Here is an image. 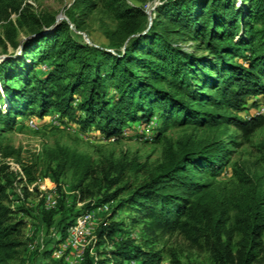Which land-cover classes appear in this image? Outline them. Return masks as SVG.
Masks as SVG:
<instances>
[{
    "label": "trees",
    "instance_id": "1",
    "mask_svg": "<svg viewBox=\"0 0 264 264\" xmlns=\"http://www.w3.org/2000/svg\"><path fill=\"white\" fill-rule=\"evenodd\" d=\"M15 10L0 0V21L9 20ZM118 12V29L107 32L109 39L120 42L118 52L79 42L66 22L37 20V35L43 27L49 33L23 43L20 64V57L0 64V124L11 127L19 117L56 112L83 128L96 126L109 138L119 136L128 124H149L155 117L161 124L158 138L171 124L203 130L229 123L246 135L261 125V117L244 119L238 112L246 110L247 98L264 95V0H170L145 32L146 15L140 8L119 5ZM8 24L14 44L15 25ZM174 37L194 45L187 49ZM43 63L46 68L38 76L35 69ZM227 110L232 113H222ZM164 141L163 161L135 185L125 180L127 167L140 172L144 163L112 158L96 163L62 146L50 152L55 163L51 172L57 182L74 173L86 209L114 204L98 228V237L113 243V257L132 256L142 264L160 259L159 253L120 239L124 222L114 218L129 207L130 219L148 222L150 230L202 237L215 264H264L260 177L234 164L228 183L212 179L230 167L224 141L191 134L177 141L165 135ZM22 167L26 182L32 183L36 165ZM3 172L0 167V264H17L24 221L15 217ZM58 211L43 210L48 227ZM107 260L97 263L109 264ZM172 264L181 262L174 256Z\"/></svg>",
    "mask_w": 264,
    "mask_h": 264
},
{
    "label": "rangeland",
    "instance_id": "2",
    "mask_svg": "<svg viewBox=\"0 0 264 264\" xmlns=\"http://www.w3.org/2000/svg\"><path fill=\"white\" fill-rule=\"evenodd\" d=\"M4 1L10 2L16 10L11 12L9 20L0 21V64L17 57H20L19 64L21 63L23 43L36 37L41 28L36 23L37 20L46 22L54 19L56 23L66 22L71 34L79 42L118 52L122 50L120 42L107 37V32L117 30L121 21L118 6L140 8L146 15L145 32L156 19L157 10L170 0ZM162 18H166V14ZM9 21L14 23L16 29L14 44L9 40L12 35ZM49 29L43 27L39 35L49 33ZM174 39L187 49L194 45L187 40L176 37ZM45 68L46 64L39 65L35 74L41 76ZM246 104V110L238 112V115L244 119H263L261 125L249 135L234 124L225 123L215 127L206 126L203 130L193 124H171L164 136L173 141L189 134L199 140L215 138L224 141L228 148L226 157L230 167L212 179L219 183H228L233 177L232 166L237 164L253 177H260L264 184V95L247 98ZM35 111H38L37 106ZM16 121L11 127L0 124V167H5L2 175L8 182L7 193L12 207L16 210L15 217L24 221L19 236L23 246L15 262L88 264L93 259L94 264H98V260L108 259L109 264H142L140 259L132 256L124 259L112 256L114 245L107 238L98 237V228L114 204H108V210L99 209L101 206L93 210L86 209L84 202L79 200L77 177L72 171L62 176L59 182L56 181L51 172L55 163L50 160V152L62 146L89 155L96 163L105 158L128 163L137 160L144 163L146 169L135 172L127 167L125 176L126 181L135 185L147 179V170H154L163 161L164 136L158 138L156 134L161 127L160 120L155 117L149 124H128L119 136L111 138L103 136L96 126L83 128L56 112H50L44 117L30 114L19 117ZM23 164H34L37 167L36 178L32 183L26 182V178L25 181L21 180L18 168L23 170ZM44 209L59 210L50 227L42 219ZM87 213L93 214L92 228L76 230L79 219ZM132 213L131 208L125 207L114 218L124 222L119 237L132 241V247H141L140 249L152 254L159 253L160 259L154 264H172L174 256L181 264H215L210 250L202 244V237L195 240L197 235L150 230L148 222H133L130 219ZM67 223L71 224L63 232L62 229ZM48 253L49 256H46Z\"/></svg>",
    "mask_w": 264,
    "mask_h": 264
},
{
    "label": "built area",
    "instance_id": "3",
    "mask_svg": "<svg viewBox=\"0 0 264 264\" xmlns=\"http://www.w3.org/2000/svg\"><path fill=\"white\" fill-rule=\"evenodd\" d=\"M19 169V173L21 175V180H26L25 178V174L23 172V170L20 169V167L18 168ZM51 206V205H50ZM109 208V205L106 204V205H103L101 206L99 209H106L108 210ZM94 224V219H93V214L92 213H87L85 216L81 217L76 225V230H79V229H84V228H92ZM90 226V227H89Z\"/></svg>",
    "mask_w": 264,
    "mask_h": 264
},
{
    "label": "water",
    "instance_id": "4",
    "mask_svg": "<svg viewBox=\"0 0 264 264\" xmlns=\"http://www.w3.org/2000/svg\"><path fill=\"white\" fill-rule=\"evenodd\" d=\"M40 35H36V37H39Z\"/></svg>",
    "mask_w": 264,
    "mask_h": 264
}]
</instances>
